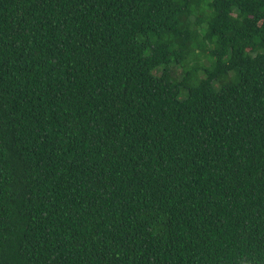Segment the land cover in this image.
I'll return each instance as SVG.
<instances>
[{
    "label": "trees",
    "instance_id": "trees-1",
    "mask_svg": "<svg viewBox=\"0 0 264 264\" xmlns=\"http://www.w3.org/2000/svg\"><path fill=\"white\" fill-rule=\"evenodd\" d=\"M0 264H264V0H0Z\"/></svg>",
    "mask_w": 264,
    "mask_h": 264
}]
</instances>
